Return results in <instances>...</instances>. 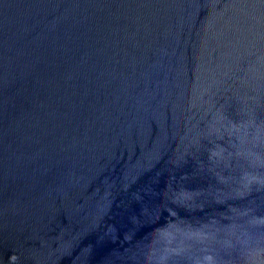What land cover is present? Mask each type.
<instances>
[{"label": "water", "instance_id": "obj_1", "mask_svg": "<svg viewBox=\"0 0 264 264\" xmlns=\"http://www.w3.org/2000/svg\"><path fill=\"white\" fill-rule=\"evenodd\" d=\"M0 264H264V0H0Z\"/></svg>", "mask_w": 264, "mask_h": 264}]
</instances>
